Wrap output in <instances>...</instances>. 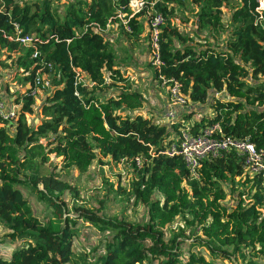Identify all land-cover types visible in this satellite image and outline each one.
<instances>
[{"label": "trees", "instance_id": "16d2710c", "mask_svg": "<svg viewBox=\"0 0 264 264\" xmlns=\"http://www.w3.org/2000/svg\"><path fill=\"white\" fill-rule=\"evenodd\" d=\"M148 1L151 5L147 3L128 21L132 32L124 30L140 45L146 39L149 18L163 12L167 21L159 37L162 65L155 67L156 74L171 86L172 79L178 81L189 97L188 105L210 109V115L204 113L192 125L184 119H192L193 114L177 116L171 125L142 114L144 97L129 82L124 89H110L113 79L127 81L116 68L104 30L120 21V12H131L127 0H73L64 14L52 8L50 0H0V54H20L18 62L31 84L18 99L21 107L14 125L0 116V225L12 240L20 241L10 257L0 255V264H216V259L264 253L263 179L258 174L249 176L235 150L204 160L199 178L191 176L180 155L161 152L181 129L198 132L215 123L221 124L226 135L264 151L260 0H235L228 27L223 6L233 0H195L200 5L199 27L227 31L223 46L207 37L206 45L200 47L171 23L174 9L166 4L169 0ZM16 24L23 33H34L32 46L17 40ZM45 73L54 74L52 89L41 106L39 122L31 126L27 115L34 113L36 104L35 78ZM221 83L224 94L211 96V88ZM52 154L81 173L98 156L131 164L137 171L131 191L138 203L148 205V221L132 223L99 215L82 204L67 205L60 195L70 190L77 195L78 190L48 167ZM224 183L238 189L239 199L233 206L224 203ZM22 187L46 201L56 221L40 220ZM243 196L252 200L246 203ZM185 212L191 215L187 222L202 232L186 250L182 232L170 237L165 232ZM83 218L111 231L102 237V251L95 259L76 248ZM199 245L210 259L193 250ZM248 264L260 263L250 259Z\"/></svg>", "mask_w": 264, "mask_h": 264}, {"label": "rangeland", "instance_id": "374dc122", "mask_svg": "<svg viewBox=\"0 0 264 264\" xmlns=\"http://www.w3.org/2000/svg\"><path fill=\"white\" fill-rule=\"evenodd\" d=\"M50 1L52 8L58 7L60 13L64 14L68 2L73 0ZM233 3L236 4L235 0L230 1V3L226 2V5L223 6V17L226 21V27L232 22L231 15ZM166 4L169 8L174 9L173 13H171V23L176 25L181 33L187 35L189 39L192 40V44H195L197 47L206 45V38L209 37L217 39L219 45L223 46L227 31L220 29L219 32H215V30L210 28L202 29L198 26V10L200 7L198 2L195 0H169L166 1ZM151 12L152 10H150V13ZM166 21L167 18L165 22ZM163 25L164 24L161 26V31ZM124 28L132 32V29H129L127 24L123 23L120 19L118 22L109 24L104 30L116 59V68H119L118 70H120L121 76L127 81L122 82L113 79L110 89L112 91L124 89V86H127L128 82L131 83L132 90L141 93L144 97V105L139 109L140 112L153 118L162 125H171L168 112L173 104L172 87L168 81L157 77L155 70L156 66L152 62L153 51L150 45L151 33L148 31V26L146 30V39L143 40L140 45L134 43ZM176 45H181L179 39L176 40ZM19 55L18 53H9L6 51L0 54V99L5 100L6 103L9 104V107L17 106L20 111L21 104L18 103V99L31 87V84L25 79L28 73L18 62ZM45 74L49 81L52 82L54 74ZM49 91H51V89H36L34 113L27 115L28 123H30L31 126L39 122L41 106ZM224 92L225 88L221 83L211 88L210 95H222ZM175 107L176 106L172 109ZM182 107L183 109H181V111L186 110L184 114L194 115L192 119H184L188 125H192L194 121L202 117L204 113L206 115L211 114L210 109L205 105L194 104L191 106L190 104L186 106L184 104ZM179 117L178 115V118ZM11 131L13 132L14 129ZM48 167L53 169V172L59 176L58 178L68 180V182L75 187V190H78L77 195L75 192H72V190L60 195L59 199L63 200L70 207H73L74 204H82L90 209H94L99 215H104L106 217H117L121 220L124 219L128 222L141 224L148 221V205L138 203L131 191L132 182L135 181L137 177V171L131 164L125 161L115 163L108 158L98 156L92 162L89 169L81 173L74 167H67L63 163L61 157L58 158L52 154ZM249 176L251 177L253 175L250 173ZM238 183L240 185L242 184L241 181ZM224 184V187L227 188V198L224 203L233 206L239 199L238 189L233 190L230 187L231 183ZM123 188L126 190V193L123 191ZM243 188L245 187L243 186ZM21 189L31 202L34 213L40 220L45 223L56 221L54 211L46 201L41 200L38 195L35 192L32 193L29 188L22 187ZM157 196L161 197V195H155L154 197ZM242 198L246 199V203L252 200V198L248 196H243ZM262 210L264 211V208ZM190 217L191 215L185 212V214L178 216L175 221L169 224L165 229L167 237H170L173 232H182L184 234V250L188 247L187 244L194 243L195 239L201 237L202 233L200 228L187 222ZM79 225L81 228L77 236L78 243L76 242V248L83 254L87 253L90 257L93 255V259H95L102 251L100 247L102 237L110 236L111 231L106 229L105 225L102 223L92 224L86 218H83ZM18 245H20V241L12 240L8 236V230L0 225V255L7 258L10 257L12 250ZM192 248L193 250L202 251L206 257L210 259L205 247L199 245L198 247L193 246ZM259 248L260 246H258V249ZM247 253L249 255L245 259H236L233 256L232 260L216 259L215 262L216 264H248V261L253 259L260 264H264V253H255L254 255L252 252Z\"/></svg>", "mask_w": 264, "mask_h": 264}, {"label": "built area", "instance_id": "2783aa9c", "mask_svg": "<svg viewBox=\"0 0 264 264\" xmlns=\"http://www.w3.org/2000/svg\"><path fill=\"white\" fill-rule=\"evenodd\" d=\"M115 2L119 0H114ZM128 7L131 12L129 14L120 12L119 17L121 21L127 24L129 29H132L129 24V20L137 12L141 11L147 3L151 4L148 0H127ZM259 17L264 16V0H260L257 7ZM166 17L162 12H154L147 22L148 31L151 33L150 45L153 51L152 62L156 67L160 68L162 65L160 56V44L159 37L161 33V26L164 24ZM17 40L25 46H32L34 40V33H23L22 28L16 24ZM149 33V35H150ZM12 38V37H11ZM39 52L34 51V57H37ZM164 79V78H163ZM167 81V80H166ZM174 81L172 87L173 104L174 106L188 105V95L182 93L181 84L178 81ZM35 85L38 88L49 87L52 89V83L49 81L46 74L43 76L38 75L35 78ZM215 96H218L216 94ZM170 108L168 116L171 119V123L177 120V112L175 108ZM19 110L17 106L9 107L5 100L0 99V116L5 119V122L9 123V126L14 125L18 118ZM235 150L236 153L244 160V165L248 171L252 174H258L263 179L264 184V151L259 149L254 143L247 140H241L233 136L226 135L220 123L211 124L205 126L194 132L190 127L181 129L179 135L174 136L166 142L162 153L174 156L180 155L186 163L187 168L193 178L200 177V169L203 161L208 158L222 157L225 153Z\"/></svg>", "mask_w": 264, "mask_h": 264}, {"label": "crops", "instance_id": "0c3cea01", "mask_svg": "<svg viewBox=\"0 0 264 264\" xmlns=\"http://www.w3.org/2000/svg\"><path fill=\"white\" fill-rule=\"evenodd\" d=\"M8 106H9V104H8ZM191 106H193V105H191ZM196 107H197V106H196ZM196 107H195V108H196ZM181 109H183L182 106H176V107H175V111L177 112V114H178L179 116H181L182 114H184V112L186 111V110L181 111Z\"/></svg>", "mask_w": 264, "mask_h": 264}, {"label": "clouds", "instance_id": "9594fccd", "mask_svg": "<svg viewBox=\"0 0 264 264\" xmlns=\"http://www.w3.org/2000/svg\"><path fill=\"white\" fill-rule=\"evenodd\" d=\"M147 24V23H146Z\"/></svg>", "mask_w": 264, "mask_h": 264}]
</instances>
